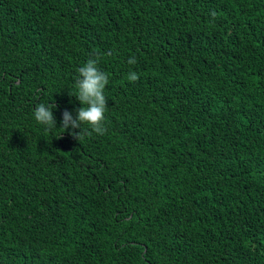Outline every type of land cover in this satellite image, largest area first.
Wrapping results in <instances>:
<instances>
[{
    "label": "trees",
    "instance_id": "obj_1",
    "mask_svg": "<svg viewBox=\"0 0 264 264\" xmlns=\"http://www.w3.org/2000/svg\"><path fill=\"white\" fill-rule=\"evenodd\" d=\"M0 264H264V0H0Z\"/></svg>",
    "mask_w": 264,
    "mask_h": 264
},
{
    "label": "clouds",
    "instance_id": "obj_2",
    "mask_svg": "<svg viewBox=\"0 0 264 264\" xmlns=\"http://www.w3.org/2000/svg\"><path fill=\"white\" fill-rule=\"evenodd\" d=\"M216 13L213 12L212 16L215 17ZM98 59H89L83 66L76 69L77 76L75 77L74 87L76 89L75 97L83 105L76 109V116L73 117L72 113L65 109L62 113V128L67 131L71 129H82L81 132L72 134L81 141L85 134H90L82 126L87 124L92 132L103 135L106 132L104 126L105 112L107 110V99L104 95V89L109 83V76L98 67ZM129 64H135V58L128 60ZM126 79L129 82L135 83L139 79L136 72L127 74ZM56 105H46L40 103L34 110V119L38 124L44 125L51 129L56 127V118L53 109Z\"/></svg>",
    "mask_w": 264,
    "mask_h": 264
}]
</instances>
